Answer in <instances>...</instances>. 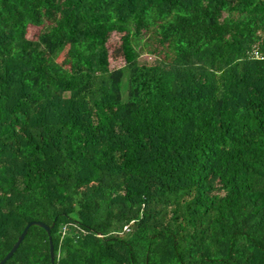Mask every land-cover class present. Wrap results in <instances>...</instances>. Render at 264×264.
Instances as JSON below:
<instances>
[{
  "label": "trees",
  "instance_id": "obj_1",
  "mask_svg": "<svg viewBox=\"0 0 264 264\" xmlns=\"http://www.w3.org/2000/svg\"><path fill=\"white\" fill-rule=\"evenodd\" d=\"M254 45L264 0H0V259L264 264Z\"/></svg>",
  "mask_w": 264,
  "mask_h": 264
},
{
  "label": "water",
  "instance_id": "obj_2",
  "mask_svg": "<svg viewBox=\"0 0 264 264\" xmlns=\"http://www.w3.org/2000/svg\"><path fill=\"white\" fill-rule=\"evenodd\" d=\"M32 225H37L39 227H42L47 232L48 241H49L50 264H55L54 245H53V240H52V236L50 232L51 226L45 224L42 221H36V220L30 221L25 225V227L23 228L22 232L20 233L16 241L13 243L10 250L4 255L2 259H0V264H4L12 256V254L17 250L18 246L20 245L23 238L25 237L29 227Z\"/></svg>",
  "mask_w": 264,
  "mask_h": 264
},
{
  "label": "rangeland",
  "instance_id": "obj_3",
  "mask_svg": "<svg viewBox=\"0 0 264 264\" xmlns=\"http://www.w3.org/2000/svg\"><path fill=\"white\" fill-rule=\"evenodd\" d=\"M42 31V26L29 24L27 29V35L30 38L36 39L38 34ZM117 42L114 38H112L111 43H109L110 48V65L111 67H118L123 64L122 56L115 52L117 47ZM154 57L152 55L142 53L139 57L140 62L152 61Z\"/></svg>",
  "mask_w": 264,
  "mask_h": 264
},
{
  "label": "built area",
  "instance_id": "obj_4",
  "mask_svg": "<svg viewBox=\"0 0 264 264\" xmlns=\"http://www.w3.org/2000/svg\"><path fill=\"white\" fill-rule=\"evenodd\" d=\"M251 54H252L254 57H256V58H258V57L264 58V55L258 52V49L256 48L255 45L253 46V49H252V51H251ZM65 228H66V227L64 226V230H65ZM127 229H128V227H127V226H124V230H127Z\"/></svg>",
  "mask_w": 264,
  "mask_h": 264
}]
</instances>
